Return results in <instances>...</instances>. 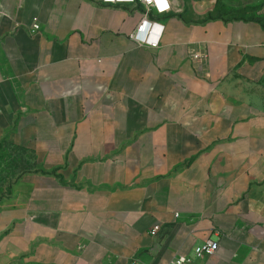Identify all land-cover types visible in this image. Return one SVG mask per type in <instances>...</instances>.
I'll return each instance as SVG.
<instances>
[{
	"label": "crops",
	"instance_id": "crops-1",
	"mask_svg": "<svg viewBox=\"0 0 264 264\" xmlns=\"http://www.w3.org/2000/svg\"><path fill=\"white\" fill-rule=\"evenodd\" d=\"M108 1L0 3V137L44 168L0 200V264H170L208 239L191 264H264V27L166 0L153 48L145 8Z\"/></svg>",
	"mask_w": 264,
	"mask_h": 264
},
{
	"label": "rangeland",
	"instance_id": "rangeland-1",
	"mask_svg": "<svg viewBox=\"0 0 264 264\" xmlns=\"http://www.w3.org/2000/svg\"><path fill=\"white\" fill-rule=\"evenodd\" d=\"M185 1V0H184ZM189 1V0H187ZM185 3L184 17L188 21L264 19V0H206L207 11L197 16L192 5ZM205 8V9H206ZM258 107L264 111V89L258 95ZM43 165L33 150L13 146L0 137V200L10 195L18 179L29 172L43 171Z\"/></svg>",
	"mask_w": 264,
	"mask_h": 264
},
{
	"label": "built area",
	"instance_id": "built-area-1",
	"mask_svg": "<svg viewBox=\"0 0 264 264\" xmlns=\"http://www.w3.org/2000/svg\"><path fill=\"white\" fill-rule=\"evenodd\" d=\"M1 1L2 0H0V3ZM99 1L104 3L109 2L108 0ZM131 2L141 5L145 8L144 17L138 25L135 34H133V39L141 45H146L153 48L159 47L164 31V26L160 25L159 32L156 38H152V35L154 34L157 26V22L151 19V14L153 11H156L158 14L167 13L169 11V7L166 4V0H163V4L166 5L164 7H160L157 0H131ZM261 13L264 14V3L261 6ZM32 28L34 32L38 31L40 29L39 23L35 22ZM198 58L199 56H194V59ZM158 230L159 228L155 227L152 229L151 233L153 235H156ZM218 247L219 243L217 241L208 239L194 248L193 256L178 255L170 261V264H191L194 258H200L206 255H211L218 249Z\"/></svg>",
	"mask_w": 264,
	"mask_h": 264
},
{
	"label": "trees",
	"instance_id": "trees-1",
	"mask_svg": "<svg viewBox=\"0 0 264 264\" xmlns=\"http://www.w3.org/2000/svg\"><path fill=\"white\" fill-rule=\"evenodd\" d=\"M237 20H252V21H256V22L262 24V26L264 27V19L257 18V19H237Z\"/></svg>",
	"mask_w": 264,
	"mask_h": 264
},
{
	"label": "snow or ice",
	"instance_id": "snow-or-ice-1",
	"mask_svg": "<svg viewBox=\"0 0 264 264\" xmlns=\"http://www.w3.org/2000/svg\"><path fill=\"white\" fill-rule=\"evenodd\" d=\"M158 3H161V6L164 7L166 5L163 4V0H157Z\"/></svg>",
	"mask_w": 264,
	"mask_h": 264
}]
</instances>
